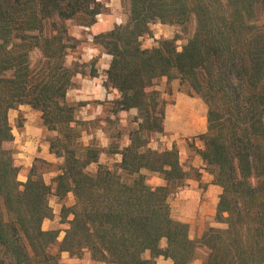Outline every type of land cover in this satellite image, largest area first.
Masks as SVG:
<instances>
[{"label": "trees", "instance_id": "16d2710c", "mask_svg": "<svg viewBox=\"0 0 264 264\" xmlns=\"http://www.w3.org/2000/svg\"><path fill=\"white\" fill-rule=\"evenodd\" d=\"M130 2L128 25L95 37L113 57L105 87L120 94L115 112L137 109L139 115L130 144L113 152L121 161L110 165L99 163L100 146L82 141L76 107L67 102L79 71L66 65L62 26L75 20L93 27L103 5L0 0V264H64L63 253L80 258L84 252L105 264H157L159 257L192 264L201 249L204 264H264V0ZM193 17L195 32L181 51L175 39L142 47L151 23L185 25ZM50 23L57 31L47 32ZM36 49L42 53L38 69L31 63ZM174 72L207 105L204 148L197 154L222 188L216 221L224 228L211 227L199 239L171 216L169 204L188 167L175 146L148 147L149 135L165 129L156 82ZM23 105L57 133L50 152L63 163L54 177H47L53 163L36 159L26 182L18 180L5 146L14 140L9 113ZM145 172L159 174L165 185L150 186ZM70 194L72 205L62 207L68 227L59 241L61 231L44 230L43 223L55 216L51 197L63 201Z\"/></svg>", "mask_w": 264, "mask_h": 264}, {"label": "rangeland", "instance_id": "374dc122", "mask_svg": "<svg viewBox=\"0 0 264 264\" xmlns=\"http://www.w3.org/2000/svg\"><path fill=\"white\" fill-rule=\"evenodd\" d=\"M103 5V13L97 16V23L93 27H84L78 25L77 21H66L62 26L67 31L68 49L66 57V65L68 67H76L79 71L73 79V87L68 91L66 99L68 104L76 107V120L82 130V141L85 144L95 143L103 150L99 163L113 164L121 161L120 154H114L130 144V136L138 127V110L115 112L113 102L120 98V94L115 89L105 87L107 81V71L113 60L95 41V37L105 34L114 29L115 26H127L130 22V0H97ZM264 19V11L262 12ZM61 28V26H58ZM56 28L53 24H49L47 32ZM196 29V20L193 17L185 25H169L159 21L151 23L150 33L144 35L140 41L144 49H152L159 46L164 40H176L178 51L193 36ZM52 32V31H51ZM42 58L40 49H36L31 54V63L33 68L38 69V62ZM96 72L97 78L102 77L101 88L98 86L92 73ZM99 88L100 91L107 93L106 98H99L96 94L89 91ZM154 90L158 91L159 98L163 110L165 112V129L163 133H153L149 135L148 147L154 150H171L174 146L179 152V158H186V155L195 157L197 149L204 148V143L200 138L201 132L207 131V105L189 86L181 82L177 72L172 74L170 79L162 78L156 82ZM23 107L30 106L23 105ZM10 111L9 122L19 125L23 121V112ZM32 112L37 113L31 109ZM14 115L15 118H14ZM37 115L40 114L37 113ZM191 123L199 125L200 128L188 126V119ZM202 121H201V120ZM43 125V121H42ZM45 128V127H44ZM46 129V128H45ZM46 140L57 135L56 132L46 129ZM50 144V143H49ZM6 147V146H5ZM190 153V155L188 154ZM62 162H55L50 167L49 175L51 178L58 174L56 172ZM96 165L91 166V171L96 170ZM147 183L152 187H158L165 183L159 174L145 172ZM29 175V173H28ZM20 182L22 179L18 176ZM26 182V181H25ZM171 197V196H170ZM170 199V198H169ZM73 203V195H68L63 201L56 197H51L50 205L54 211V218L46 220L43 224L44 230H60L59 241H62L65 235V229L68 227L64 223L62 217L63 205L70 206ZM170 203V200H169ZM68 219H72L71 217ZM217 228H224L223 224L217 223ZM196 237L195 239H199ZM165 247V242L162 243ZM62 258L64 264H105L95 262L91 259L89 252H84L80 258L71 257ZM149 253L145 254V258H149ZM205 252L201 249L198 251L197 259L192 264H204ZM157 264H172V261L159 257L156 259Z\"/></svg>", "mask_w": 264, "mask_h": 264}, {"label": "crops", "instance_id": "0c3cea01", "mask_svg": "<svg viewBox=\"0 0 264 264\" xmlns=\"http://www.w3.org/2000/svg\"><path fill=\"white\" fill-rule=\"evenodd\" d=\"M94 81L101 88L102 77H96ZM89 92L95 93L99 100L107 99V93L100 91L99 88L91 89ZM15 112L24 113L23 121L19 125L10 123L14 140L6 143V148L12 150L15 165L19 168V177L25 182L36 159L50 163L62 162V159L50 152V144L45 137L47 132L39 115L23 106H20ZM187 119L189 127L200 128L203 126V122L195 125L188 117ZM201 133L205 134V129ZM188 154L190 155V153ZM180 162L188 167L189 176L184 185L176 190L169 199L171 216L175 220L188 224L190 237L195 239L201 237L209 228L218 227L216 213L222 188L213 183L214 176L206 170V166L198 154L195 157L186 155V158H180ZM164 185L165 183L161 186ZM43 224L45 225V222ZM68 257V253L62 254V258Z\"/></svg>", "mask_w": 264, "mask_h": 264}]
</instances>
